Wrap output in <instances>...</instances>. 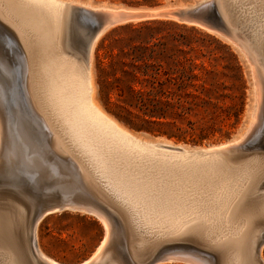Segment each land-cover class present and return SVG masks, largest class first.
Here are the masks:
<instances>
[{"label":"bare ground","instance_id":"1","mask_svg":"<svg viewBox=\"0 0 264 264\" xmlns=\"http://www.w3.org/2000/svg\"><path fill=\"white\" fill-rule=\"evenodd\" d=\"M72 1L74 0H0V18L2 22L4 21L11 28V32L14 33L21 46L23 64H20V67H22L25 74V88L35 122L53 137L58 151L60 149L64 150L67 147L63 142L65 140H62V138L64 137L68 140L69 144L81 156L82 160L80 159V162L79 160L77 161L73 157L77 156V154L71 155L70 150L66 151V156L70 158L73 165H76L75 167L82 173V176L84 175V180H86V175H88L85 171H88L87 169L89 167H86L84 171V168L81 167L82 161H85V164L87 163L88 166H91L90 168H93L96 173L98 172L99 174H97L101 176L100 178L106 180L104 181L108 183V187L111 186L115 192H118L119 197L121 195L125 199L123 201L132 207L131 211H134L139 216V218L137 217L138 220L140 218L142 219L141 221L146 225L144 227L165 233L167 231L169 233L181 232L185 237L201 235L202 232H205V238L214 241V243L219 242L220 248H232L236 251V257L233 258L237 262L233 263L264 264V258L262 257L264 251V187H261V181L264 178V162L261 160L262 157L259 159L252 157L253 159L251 160L247 158V163L243 162L245 165H239L238 163L240 161L236 162L238 165H232L230 162L231 165H226V160L224 159L225 155L237 152L238 147L244 140L243 137L245 138V135L247 136L255 121L250 120L245 133L240 138H235L227 144L207 149H186L181 145H176L171 142L148 141L138 135L148 137L149 139L158 138L144 133H135L130 129L128 130L122 127L116 118L117 121L105 114L94 101V87L91 75L93 51L98 40L110 28L129 22H141V19L136 18L135 13L124 8H112L104 4L93 5L90 0H85L83 4L76 3L78 7L105 21L103 30L93 44L90 61L87 63L83 59H79L70 49L66 50L69 47L65 48L63 44V32L66 21L67 25L69 23L72 27L70 17L71 9L66 6L68 2L70 3ZM230 1H233L234 9V6L238 4V0ZM243 1L247 2L248 0ZM250 1L251 3L253 2L251 6L253 4L258 5V12H261L259 8H263V5L259 7L260 4L258 3L263 2L262 4H264V0ZM226 2L227 0H225L224 4ZM229 3L232 4V2ZM216 5L218 6V4ZM242 6L244 9L245 6ZM240 11L239 17H244L245 20L246 16L244 15L247 11L243 10V13H240ZM252 12L254 13L253 15L248 12L250 17L247 19L249 24L247 26L251 28L250 31L244 26L246 23L243 21V18L240 21L242 23L244 22V25L238 18V22L232 21V18L230 20L232 24L234 22L247 30L249 40L248 50L264 77V36L261 35L262 31L259 32V29L255 27V24L261 25L260 29L264 31V12L258 13L257 10ZM230 14L228 13L229 16ZM199 26L206 28L202 25ZM234 28L236 27L234 26ZM206 29L209 30L208 28ZM210 32L213 31L210 30ZM225 40L228 39L225 38ZM228 41L230 42L231 40ZM256 95L258 96L257 93ZM1 117L2 115L0 119ZM5 122L8 123V121ZM3 130L0 131L3 132ZM60 133L63 137L60 136ZM8 134L9 132L5 136L11 148L9 153H7V157H10H8V160H13V156H19L21 159L23 146L26 148L24 138L28 136L27 131L23 128L22 124H18L15 126L16 137L13 138V135V137H10L11 135ZM2 140L5 139L2 138ZM1 141L0 143L2 145L5 144L4 141V143ZM49 147L51 146L49 145ZM56 148L55 150L52 147L50 149L57 151ZM4 150H0V154ZM79 156L78 158H80ZM232 157H234V154H232ZM62 160L64 159L62 158ZM54 173L56 172L54 171ZM258 174L262 175L257 177ZM97 178L99 179V177ZM19 184L21 185V183ZM105 185L103 184V186ZM97 186L99 187V185ZM78 189L81 190L80 188ZM82 190L84 191L85 187ZM113 194L114 197L118 195L117 193L116 195L115 193ZM90 199L94 200L91 196ZM126 208L124 207V209ZM80 212L85 211L80 210ZM17 213L19 212L11 210L10 208L8 209L4 204L0 205V243L9 244L12 241L17 243V246L22 245L21 235L24 232L28 242V254L30 253L31 255L29 246L31 244V246L34 245L42 262L44 261L47 264H60L48 258L47 255L45 256L38 245L37 230L40 221L32 227L31 221L24 219V230L21 221H18L17 227L15 226L16 229L12 227L11 222ZM92 214L104 224L106 235L93 256L82 264H109L113 261L109 258L106 251V247L109 244L108 241L111 238L108 220H112L115 217L107 216L103 211L101 213L93 212ZM135 222L138 224L137 221ZM191 249L184 247L180 250H172L171 255L162 257L160 262L211 264V261L214 260L210 256L203 258L197 255L195 250L192 251ZM0 253L2 254V252ZM18 258L21 263H24L23 256L20 252ZM217 259V264H223L222 253L220 256H217ZM32 261L35 260L32 258Z\"/></svg>","mask_w":264,"mask_h":264},{"label":"rangeland","instance_id":"2","mask_svg":"<svg viewBox=\"0 0 264 264\" xmlns=\"http://www.w3.org/2000/svg\"><path fill=\"white\" fill-rule=\"evenodd\" d=\"M169 1L176 0H164L162 1V4H165L166 2L168 3ZM206 1L210 4L213 3V6L217 8L215 9L218 12L217 16H212L211 14V16L209 15L208 17H210L209 20L214 25L215 23L216 25H218L220 21V5L221 3H224L225 0ZM239 1L240 0H238V4L234 6L235 8H238L233 9V1L227 0V2L225 3L226 8L228 10V8L231 7V10L229 9L230 11L228 10V13H231L230 18H232V21L238 22V20L240 21L243 18V21L246 24L244 22L242 23V21L240 22L243 25L245 24L244 26H246L248 31H250L251 28L247 26L249 25L247 19L248 17H250V14H248V12H250L251 15L254 14L252 12L254 10H257L258 12V5L253 4L252 7L251 4L253 2L251 3L250 0H248L247 2H242L241 0L243 4L241 2L239 3ZM102 2H104V5L112 8H121L108 5L106 3L107 1ZM229 2H232V4ZM262 3L263 2L258 3L260 4L259 7L263 5V8L260 7L259 11L264 12V4ZM216 4H218V6ZM242 5L245 6L244 9L242 8ZM240 8L242 9L241 11ZM209 9L205 10L206 12H204V16L207 17L206 14H208L211 10ZM243 10L247 11V13H245L244 15L246 16L245 20L244 17H239V11L240 13H243ZM211 17L213 18V20ZM92 18L96 20L99 17H96L94 14L86 15L84 13H76V35L74 37V42H76V44L82 45V43H84V41L86 40L91 28L88 21ZM1 22L2 19L0 18V116L2 115L0 119V127L2 128H0V130L2 131L4 129L3 132L0 131V141L2 140V138L5 139L1 141L2 143L5 142V144L2 145L0 143V150H5L0 154V205L4 204L8 209L10 208L11 210H16L17 212H19L15 215L13 221L11 222L12 227L16 229L18 223L21 221L24 230V219L27 220L29 218L33 207L35 206V195L42 189H47L54 186L57 181H63L65 183L67 182L69 186L74 187L76 193L84 192L88 196L90 195L91 198L94 199H90L89 196L88 200L90 203L95 205L103 204L104 207H110L109 209H111V211L113 210V212L117 213H113L115 218H113L112 220H108L110 224L109 226L111 238L108 241L109 244L106 247V251L109 258H111V260L113 261L109 264H147L155 258L170 256L172 250H180L184 247L192 248V251L195 250L197 252V255L203 258L209 256L213 257L214 260L211 261V264L218 263L217 256H220L221 253L223 256V264H235L237 262H235L234 260V258L236 257V251L232 248H220L219 242L214 243V241L205 238V232H202L201 235H193L192 237L189 236L191 238L187 239L189 237L183 236L181 232L169 233V231H167V233H165L144 227L146 225L143 223V221H141L142 219L140 218V220H138L139 216H137L134 211H131L132 207L128 203H125L123 201L125 199L121 195L120 198L118 192H115V190L111 186L110 187L112 189L108 187V183L105 182V179L104 181L102 180L103 178H100L101 176L98 175V172L97 174L93 168H90L91 166H88L87 163L86 166L85 161H82L81 167L84 168V171L86 170V167H89L87 169L88 171L85 172L90 175L88 176L85 174L87 178L86 180H84V175L82 176V173L72 164L70 158L66 156V151L70 150L69 152L71 153V155L77 154V156H73L77 159V161L79 160L80 162L82 160L81 156L76 153L73 147L69 144L68 140L61 136L62 134L60 133V136L63 137L62 140H65L63 141L64 145H66L67 147L65 146L66 149H60L58 151L55 146L53 137L48 133V131L41 128V126L35 122L32 111L30 109L31 107L29 105L28 94L25 88V74L22 67H20V64H23L21 46L14 33L11 32V28L8 27V25L4 21L2 23ZM234 22L233 24L231 23L232 28L230 27L231 35L228 39L231 40L230 42L228 40H225V38L223 39V37L218 35L217 33L210 32V30H207L206 28H202L200 26H195L197 28V31H184L180 28H170L167 26L156 27L157 30L160 31L157 36L158 40H156V42L160 43V46L157 49L162 54L161 59L158 60L160 62L162 71L174 74L176 76L180 75L182 71H188V65L184 63L185 56H187L189 59H192L196 66L193 73L197 76V78L193 79L183 92L182 101L186 114L181 120L177 121V127L174 126L172 129L174 131H177L176 129L178 127H181L184 131L195 132L197 135L207 134L209 135V138L205 139L201 143H195L192 141H178L177 139H169L166 136H161L163 137V139H149L148 137L137 134L138 136L153 142H171L176 145H181L186 149H207L206 147H208V145H224L227 144V142L232 138H240L241 135L245 133L250 120L252 119L253 122L255 121V124L251 127L250 132L247 133V136L245 135V138L243 137L244 140L238 147L237 152L225 155L224 159L226 160V165H231L230 163H232V165H241L243 164V162L247 163L248 160L253 159L252 157H256L258 159L262 157L261 160H263L264 162V77L262 76L260 68L253 60L248 50L249 40L247 37V30L239 26L238 24H235ZM66 25L67 21L65 23L63 32V44L65 48L68 47V39L66 38H68V31H70L71 29L69 23L67 26ZM122 25L110 28L111 30L109 29V31L104 33L98 40L93 51V66L91 69L92 83L94 87V101L105 114H107L115 121H117L114 118L116 116L111 112L121 111V106H123V103L119 101V98L117 97L115 92L111 93L110 105H106L105 100L101 98L97 64L98 60L102 62V76L107 81L108 91L114 85H116L114 84L115 75L117 77H121L122 65L120 61L126 63L130 62L129 59L124 58L120 55V50H124L125 52L129 53L132 52V44H130V39H134V35L130 34V30L121 29L120 26ZM234 26L236 28H234ZM255 27L259 29V32L262 31L261 35L264 36V31L260 29L261 25L255 24ZM240 48L241 50H239ZM66 50H69V48ZM167 54H174L178 58L179 64L168 60ZM112 55L114 56V58H112ZM250 65L252 66V68ZM126 69L128 70L129 67L127 66ZM256 93L258 94V96L256 95ZM1 104L4 106H2ZM130 111L132 114L131 118L134 121L144 123V116L138 110L130 108ZM237 113H240L238 123L235 116ZM5 121H8V123ZM3 122L5 123L3 124ZM120 122L119 124L122 127L128 129V125H126L122 121ZM15 124H22L23 128L28 133L25 144L26 148H24L23 146L21 159L19 156H13V160H8L9 156L7 157V153H9V150L11 148L9 147V141H6L7 139L5 136L9 132L8 135H11L10 137H16L15 126L17 125ZM124 125H126L127 127H125ZM150 127L155 129H166L165 127H162L160 125H150ZM192 129H194V131ZM147 134L151 137L160 136L159 134ZM167 139H169L170 141ZM188 140L190 139L188 138ZM46 141H50V144ZM48 144L52 147V149L54 148L55 150L56 148L57 151H53L52 149H50L51 147H49ZM32 146L34 147V149ZM27 151L28 153L26 154ZM232 154H234V157H232ZM78 156L80 158H78ZM14 157L17 159H15ZM62 158L64 160H62ZM243 159L244 161H242ZM227 161L228 163H230L228 164ZM238 161H240V163L237 164L236 162ZM47 162L48 164H46ZM245 163L243 165H245ZM52 168L53 170L50 171V169ZM54 171L56 173H54ZM92 171H94L95 173ZM259 175L261 176L262 174H258L257 177H260ZM97 177H99L100 180ZM93 178L98 180L96 181ZM263 181L264 178L261 181V187H264ZM17 182L21 183V185L19 183L17 184ZM81 182L83 183L80 184ZM100 182L106 184L107 186H103V184H101ZM96 184L99 185V187ZM78 185H81L83 187H79ZM84 187L86 192L85 190H82L84 189ZM78 188H80L81 190H79ZM106 191L108 194L106 193ZM113 193H115V195L116 193L118 194L115 196L116 198L114 197ZM15 196L18 197L16 198ZM124 207L127 208L124 209ZM135 221H137L139 225ZM138 229L139 231H137ZM142 231L146 232L147 234ZM105 232L106 228L104 224L94 215L79 211H66L49 216L39 224L37 230L39 243L38 245L45 256L47 255L48 258H51L60 264H82L86 260L91 258L97 251L104 240V237L106 235ZM26 239V235L23 232L21 235V243L23 242L22 245L17 246V243H14L12 241H10L9 244L0 243V252H2V254L0 253V255H2L0 256V264H10L11 260V264H13L14 262V264H33L34 261L31 263L28 260L27 255L30 256V253L28 254L29 249ZM181 243L183 244L181 245ZM24 250L26 251L24 252ZM7 252L9 255L7 254ZM19 252L23 256L24 263H21V261H19ZM262 257L264 258V251L262 253ZM163 263L184 264L181 262ZM34 264H36V262ZM41 264L47 263L41 261Z\"/></svg>","mask_w":264,"mask_h":264},{"label":"trees","instance_id":"3","mask_svg":"<svg viewBox=\"0 0 264 264\" xmlns=\"http://www.w3.org/2000/svg\"><path fill=\"white\" fill-rule=\"evenodd\" d=\"M102 1L122 2L134 7H155L161 5L164 0ZM159 26L176 27L184 31H197L195 26L162 19L127 23L120 26L121 29L130 30V34L134 35V39H130L132 52L120 50V55L129 59L130 62L120 61L122 65L121 77L115 75L114 84L116 85L107 91V81L102 76V62L98 60L100 96L105 100L106 105H110L111 93L115 92L123 106H121L119 112H110L136 131L159 134L178 141L201 143L209 138V135H197L195 132L184 131L181 127H178L177 131L172 129L174 126L177 127V121L181 120L186 114L182 101L183 92L189 83L197 78L193 73L196 66L192 59L185 56L184 63L188 65V71H182L178 76L162 71L158 61L161 59L162 54L157 49L160 43L156 42L160 32L156 27ZM112 58H114L113 55ZM167 59L179 64L178 58L174 54H167ZM127 66L129 67L128 70L126 69ZM130 108L138 110L144 116V123L134 121L131 118ZM240 113L235 115L237 123ZM150 125H160L166 129H155ZM192 130L194 131V129Z\"/></svg>","mask_w":264,"mask_h":264},{"label":"water","instance_id":"4","mask_svg":"<svg viewBox=\"0 0 264 264\" xmlns=\"http://www.w3.org/2000/svg\"><path fill=\"white\" fill-rule=\"evenodd\" d=\"M85 0H74L66 4L67 8L71 9V21L72 27L68 32V47L69 49L77 55L79 58L83 59L85 62L89 63L91 51L93 44L96 38L99 36L104 27V19H89L88 23L90 24V32L82 45L76 44L74 42L75 33V15L77 12L90 14L84 9L78 7L76 3L83 4ZM93 5H102L104 2L102 0H90ZM110 6L121 7L127 9L130 12L136 14V18L141 19V21L147 20H157V19H168L177 21L183 24L199 26L202 25L209 30L216 32L223 38L229 39L231 35V20L228 15L226 4L221 3L220 12H219V24L214 25L208 18L205 17L204 12L206 9H211L210 12L206 15L217 16V11L215 7L208 3L206 0H186V1H169L165 4H161L155 7H134L126 5L122 2H106ZM170 12V13H167ZM90 17V16H89ZM132 23V22H130ZM192 23V24H190ZM116 118V117H114ZM117 119V118H116ZM118 120V119H117ZM119 121V120H118ZM120 122V121H119ZM121 123V122H120ZM126 126V125H125ZM127 127V126H126ZM128 129L134 131L135 133H144L139 132L128 127ZM147 134V133H144ZM154 138H163L157 136ZM26 141V138H24ZM230 139L228 142H230ZM227 142V143H228ZM221 145V144H219ZM219 145H208L206 148L219 146ZM1 160V159H0ZM38 166V165H37ZM76 166V165H74ZM29 168V167H27ZM35 206L31 214L29 215V220L31 221V226L33 227L38 221L40 223L44 221L47 217L66 211H79L84 210L85 213L91 214L93 212L101 213L102 211L108 216L113 217V211L102 205H95L89 202L88 195L85 193H76L75 189L72 186H69L67 182L57 181L54 186L42 189L34 197ZM76 209V210H75ZM78 209V210H77ZM104 214V215H105ZM105 215V216H106ZM30 246L31 255L28 256L29 261L35 260L36 264H41V260L35 250L34 245ZM32 256V258H31ZM161 258H155L147 264H159ZM33 262V261H32ZM31 262V263H32Z\"/></svg>","mask_w":264,"mask_h":264}]
</instances>
